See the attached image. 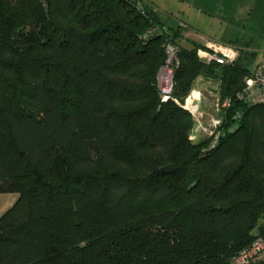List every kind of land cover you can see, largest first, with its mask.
Wrapping results in <instances>:
<instances>
[{
  "label": "trees",
  "instance_id": "trees-1",
  "mask_svg": "<svg viewBox=\"0 0 264 264\" xmlns=\"http://www.w3.org/2000/svg\"><path fill=\"white\" fill-rule=\"evenodd\" d=\"M180 30L142 0H0V264H236L264 239V102ZM198 77L232 105L194 142Z\"/></svg>",
  "mask_w": 264,
  "mask_h": 264
},
{
  "label": "crops",
  "instance_id": "crops-1",
  "mask_svg": "<svg viewBox=\"0 0 264 264\" xmlns=\"http://www.w3.org/2000/svg\"><path fill=\"white\" fill-rule=\"evenodd\" d=\"M166 26L185 24L190 34L185 47L192 42L201 47L232 45L242 54L251 76L264 54V0H142ZM201 56V54L199 53ZM203 85L219 82L200 77ZM206 80V81H205ZM214 87V86H212ZM201 96V91L198 93Z\"/></svg>",
  "mask_w": 264,
  "mask_h": 264
},
{
  "label": "rangeland",
  "instance_id": "rangeland-1",
  "mask_svg": "<svg viewBox=\"0 0 264 264\" xmlns=\"http://www.w3.org/2000/svg\"><path fill=\"white\" fill-rule=\"evenodd\" d=\"M178 27H180V32L182 35V38L179 40V45L185 46L186 39L190 36V34L185 31V24L180 23ZM169 47L170 46H168V49L172 48ZM207 52H211V50L207 48V46L201 47V49H199V53H201L202 55L200 59L204 61ZM171 54L172 50L170 54L168 52L167 65L164 66L159 73V86L161 88L163 100L166 99L165 97H169V94L172 92L173 74H170L168 72V69H170L173 65H171V63H174V54ZM200 81H203V79L200 80V77H198L194 81L192 90L187 96L189 100L186 98L184 102L185 108L194 114L192 115L195 125L191 131V140L194 142L215 135V130L219 126L217 121L221 119V115L223 113L222 110L224 109L222 108V102L224 101V99L222 100L221 97V84H219L218 90L213 84V81L211 83L206 82L204 85ZM200 91L203 94H201V96H199L200 94H198ZM193 97L199 98L195 99ZM193 106H195V108ZM18 197V192L0 193V216H2L9 208L14 205ZM252 264H264V255L257 257Z\"/></svg>",
  "mask_w": 264,
  "mask_h": 264
},
{
  "label": "built area",
  "instance_id": "built-area-1",
  "mask_svg": "<svg viewBox=\"0 0 264 264\" xmlns=\"http://www.w3.org/2000/svg\"><path fill=\"white\" fill-rule=\"evenodd\" d=\"M172 47V46H170ZM169 47V48H170ZM208 48L211 52H207L204 61L206 63H217L221 65H228L235 62L239 56L240 51L232 45H209ZM174 54V62L179 64V59L176 54V48L168 49L170 54ZM201 54V53H200ZM202 57V55L200 56ZM174 64L173 62L171 65ZM170 74L174 73L173 65L168 69ZM167 100L168 97H165ZM198 99L199 97H194ZM236 98L249 101L250 103H263L264 102V54L263 57L255 70V72L246 77L245 84L241 90L236 93ZM232 105V98L228 97L222 102V108L227 109ZM191 112V111H190ZM193 114V113H192ZM220 124V120L217 121ZM264 255V239L259 238L255 240L250 247L243 250L239 256L235 259L236 264H249L251 260H255L257 257Z\"/></svg>",
  "mask_w": 264,
  "mask_h": 264
},
{
  "label": "water",
  "instance_id": "water-1",
  "mask_svg": "<svg viewBox=\"0 0 264 264\" xmlns=\"http://www.w3.org/2000/svg\"><path fill=\"white\" fill-rule=\"evenodd\" d=\"M171 170H173V167H166V168H164V171H171Z\"/></svg>",
  "mask_w": 264,
  "mask_h": 264
},
{
  "label": "bare ground",
  "instance_id": "bare-ground-1",
  "mask_svg": "<svg viewBox=\"0 0 264 264\" xmlns=\"http://www.w3.org/2000/svg\"><path fill=\"white\" fill-rule=\"evenodd\" d=\"M202 94V93H201ZM203 95V94H202ZM194 98V97H193ZM188 99V98H187ZM189 100V99H188ZM192 102V101H191ZM196 103V102H195ZM194 103V104H195ZM190 104V103H189ZM192 105V104H191ZM199 106V105H198ZM194 108H195V106H193ZM199 109V108H198ZM194 115V114H193ZM203 124H205V123H203ZM214 124V123H213ZM197 129V128H196ZM211 130V129H210ZM195 132V131H194Z\"/></svg>",
  "mask_w": 264,
  "mask_h": 264
}]
</instances>
